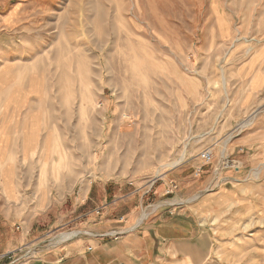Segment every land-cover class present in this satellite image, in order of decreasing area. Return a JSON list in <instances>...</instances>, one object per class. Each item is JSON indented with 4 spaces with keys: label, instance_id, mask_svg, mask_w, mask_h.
<instances>
[{
    "label": "rangeland",
    "instance_id": "rangeland-1",
    "mask_svg": "<svg viewBox=\"0 0 264 264\" xmlns=\"http://www.w3.org/2000/svg\"><path fill=\"white\" fill-rule=\"evenodd\" d=\"M1 48L21 88L16 150L0 160L17 165L27 193L175 182L131 230L185 213L200 243L176 249L173 264H264V90L251 91L247 69L264 49V0H0ZM256 72L253 87L264 60ZM78 224L20 248L65 245L83 236Z\"/></svg>",
    "mask_w": 264,
    "mask_h": 264
},
{
    "label": "crops",
    "instance_id": "crops-1",
    "mask_svg": "<svg viewBox=\"0 0 264 264\" xmlns=\"http://www.w3.org/2000/svg\"><path fill=\"white\" fill-rule=\"evenodd\" d=\"M8 21L9 17H2V23ZM0 52V152L4 153L16 150L11 142L15 102L9 75L10 53L2 48ZM257 54L247 67L255 71L251 82L264 60V49ZM259 74L260 82L254 87L250 82L253 93L264 90V72ZM19 150L31 149L21 144ZM16 167L7 159L0 160V255L34 243L49 230L70 221L79 223L77 227L84 232L83 236L55 249L40 246L29 264H173L176 249L200 243V225L180 212L163 211L131 230L145 201L165 196L163 183L155 182L144 191L134 183L92 182L57 197H42V194L36 197L27 193L30 184L13 171ZM119 229L129 230L118 238L109 236V231Z\"/></svg>",
    "mask_w": 264,
    "mask_h": 264
},
{
    "label": "built area",
    "instance_id": "built-area-1",
    "mask_svg": "<svg viewBox=\"0 0 264 264\" xmlns=\"http://www.w3.org/2000/svg\"><path fill=\"white\" fill-rule=\"evenodd\" d=\"M200 158L202 159L203 163L205 164H210L212 162L213 159V154L210 151H205L200 155ZM177 185L175 182H170L168 185V191L167 194L169 193H173L174 191L177 190ZM81 234H78L77 236H79ZM64 241H60L54 245H52V247H58L61 246L62 244H64ZM36 248L24 251V248H19L16 251H13L11 253H6L0 256V264H2L3 262L7 261V264H17L19 262H21V259L23 258V256H26L27 258H30L31 260L33 259L34 255L36 254V252L34 253V255L30 256V254L32 252L35 251ZM29 261V259H28ZM27 261V262H28Z\"/></svg>",
    "mask_w": 264,
    "mask_h": 264
},
{
    "label": "bare ground",
    "instance_id": "bare-ground-1",
    "mask_svg": "<svg viewBox=\"0 0 264 264\" xmlns=\"http://www.w3.org/2000/svg\"><path fill=\"white\" fill-rule=\"evenodd\" d=\"M123 59H125L126 62L130 61V56H125ZM121 62V61H120ZM122 63V62H121ZM120 63V65H121ZM125 63V62H124ZM17 86L15 87V90H14V96H15V104H16V109H18V103H17V98H18V94H19V90H20V86L19 84H16ZM22 94V93H21ZM22 96V95H21ZM19 117V115H18ZM16 119V118H15ZM19 123V122H18Z\"/></svg>",
    "mask_w": 264,
    "mask_h": 264
}]
</instances>
